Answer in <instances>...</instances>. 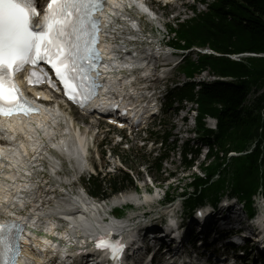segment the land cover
Instances as JSON below:
<instances>
[{"label":"trees","instance_id":"obj_1","mask_svg":"<svg viewBox=\"0 0 264 264\" xmlns=\"http://www.w3.org/2000/svg\"><path fill=\"white\" fill-rule=\"evenodd\" d=\"M202 3L205 10L197 11L194 7L192 16L170 26L173 33L170 43L178 48L207 46L219 55L197 54V61L187 57L180 71L193 77L208 69L232 80L186 82L169 98L168 108L176 100L196 99L200 128L205 114L217 118L213 140L203 138L210 144L209 156L213 160L201 166L204 178L194 175V190L185 198V207L191 209L206 199L214 203L220 193L228 191L244 198L249 209L252 194L264 195V57H244L237 61L227 55L264 54V0H202ZM230 151L248 153L227 160ZM183 161L185 169L192 164L185 154ZM152 167L160 178L159 159L153 161ZM215 174L218 177L212 180ZM91 183L92 193L103 196L102 183L97 179ZM108 183L113 193L133 186L128 174L114 176Z\"/></svg>","mask_w":264,"mask_h":264},{"label":"snow or ice","instance_id":"obj_2","mask_svg":"<svg viewBox=\"0 0 264 264\" xmlns=\"http://www.w3.org/2000/svg\"><path fill=\"white\" fill-rule=\"evenodd\" d=\"M36 3L37 0H0V115L39 111L25 107L29 102L16 84L15 74L27 71L30 84L48 83L55 87L48 69L42 65H50L66 93L77 103L83 104L91 95V90L88 94L77 93L80 85L74 87L71 81L79 77L80 61L93 64L98 55L95 45L99 21L94 13L101 9V0H50L42 19ZM87 79L93 80L91 76ZM78 94L84 99H77ZM17 226L16 221L0 223V251L12 250L13 229ZM96 246L110 249V258L121 264L123 242L98 241Z\"/></svg>","mask_w":264,"mask_h":264},{"label":"bare ground","instance_id":"obj_3","mask_svg":"<svg viewBox=\"0 0 264 264\" xmlns=\"http://www.w3.org/2000/svg\"><path fill=\"white\" fill-rule=\"evenodd\" d=\"M124 4H127L126 0H122ZM108 15L110 20L114 18L125 19L128 15L124 14L121 8L116 10L109 9ZM117 25V24H116ZM117 35H114L112 39L116 42V50L113 52V49L110 52L106 53V61H104V70L106 68L107 72L103 75L106 85H111L114 81L119 79L122 82V87L128 85L129 82L133 80L138 84L139 79L151 73V68L153 63L151 62V55L147 54L143 50H138L134 54L136 58H133L130 53H125L127 51L126 43L128 41V35L126 34L127 23L120 21L117 25ZM119 43V44H118ZM120 58V60H118ZM149 59V61H148ZM128 68H134L139 70L140 73H136L128 70ZM130 71L129 75L124 74V71ZM102 88L101 92L106 91L107 86ZM118 84H116L117 86ZM125 85V86H124ZM114 85V87H116ZM115 94L122 96L124 91L115 90ZM36 124L33 122V118H28L23 123L25 126H28L29 131L24 132L23 138H19L18 144L21 145V152L16 153V148H13L12 151H8L10 158L9 168L12 172L6 173V178L8 180H3L0 182V210L10 209L12 207H17L22 205L26 200L31 199L34 195L29 191L33 186L31 182H26L24 179V169L28 170L33 164V157H40L44 150V143L46 138L53 137L55 134L59 133L60 138L57 143L66 145V154L71 158H80V155L77 153L76 145H84V137L81 133H78L74 129L70 128V123L66 114L58 110L57 108L50 107L49 110L44 113L41 117H37ZM64 123L68 131L67 135L65 131L60 132V124ZM22 124V125H23ZM10 144V149H12L13 144ZM71 145V147H70ZM6 150V148H5ZM85 151V148H83ZM15 154L13 156L12 154ZM78 160V159H77ZM79 162V161H78ZM16 176H22L13 180ZM62 188V186H60ZM64 189V188H63ZM86 193V191H85ZM139 196L134 192L121 193L115 196L111 203L112 204H124L130 203L136 200ZM147 200L150 199V196H144ZM61 203L57 204L55 207L50 208L43 216L33 215L29 222L26 223L35 229H41L44 225H49L52 228L54 225L57 227L60 225V222L56 221L55 218L58 216H64L70 221L66 224L65 230L59 235L64 237L67 234L73 236L74 238L79 237L80 235L90 236L94 231L100 229V215L104 214L105 205L102 203L89 202L81 197V195H70L66 199H61ZM25 240V239H24ZM37 246V243H35ZM42 247V245H39ZM34 255V254H32ZM139 255V254H138ZM35 258L34 256H32ZM38 262L39 260H35Z\"/></svg>","mask_w":264,"mask_h":264},{"label":"rangeland","instance_id":"obj_4","mask_svg":"<svg viewBox=\"0 0 264 264\" xmlns=\"http://www.w3.org/2000/svg\"><path fill=\"white\" fill-rule=\"evenodd\" d=\"M201 0H176L174 5H170L168 7H165L164 9H161L160 7H158L156 13L157 16H163V18H161V23H156V30L159 31L161 30V33H165V29L162 27V22L164 24H166V28L168 27V24L172 23L176 18H178L179 20L187 18L188 16L191 15V7L196 6L197 10H202L204 9V6L200 4ZM157 8V7H156ZM151 26L147 27L146 30L150 31ZM154 31V35H158V32ZM169 62V61H167ZM173 76L175 77L176 81L181 80L182 75L178 72V70H175V72L172 73ZM205 74V73H204ZM200 78H203L200 77ZM68 113V112H67ZM72 112H70L71 114ZM173 111L172 110H165L163 112V114L161 115L160 119H161V123L156 126L154 129L155 130H160V133H163L164 130H170L172 134H175L176 132L179 131V126H180V120L181 117H183L185 115V111H179V113L176 116H173ZM73 118V125H78L79 122L83 121L85 123H88L85 119H81L79 118L78 115L73 114L71 115ZM87 125L92 126V129H94L95 124L93 123H88ZM105 131V128L103 127V130ZM117 132H109V136L108 138L110 140H112L113 138H115V134ZM173 137H170L168 139V143H172L173 142ZM181 141L179 140L177 142V145H180ZM149 149L148 147H141V143H137V141L132 140L129 145H128V149L126 150H122L120 149L118 151L119 154V159L122 161V163L124 164V166L126 167V170L131 172V176L133 178H136V174L138 173L139 176V193L142 194L143 193V185H146V177H145V173H147L148 177H150L152 180L155 181L157 180L160 183V186H164L166 184V180H164L163 178L167 175V172H172L175 173L176 175L174 176V179L171 180L170 182H174L173 185H176V182L180 183V186L177 188V191L175 194L179 193L182 191V188L184 186V183L189 181L188 177H191L192 173H194L195 168H191V170H183V166H182V162L181 159L179 157V155L177 153H171L170 157L163 162V173L161 174L160 178L158 179V175L155 172L154 168L151 165V158H149ZM154 156V155H153ZM106 162V159H103L100 157V160L95 159L94 161H92V164H94V162H96V165L94 164L95 168L98 169L99 165H102L103 162ZM204 159L202 157V155L197 157L196 163L195 164H199L201 162H203ZM140 168H142L144 170L143 173H139L138 170ZM149 168V169H148ZM63 173H65L66 175V179H73L71 177V173L70 172H65L63 171ZM188 176V177H186ZM215 178V177H214ZM183 179V180H182ZM61 181H64L65 178H63V175L60 176L59 178H55L54 179V184L57 185L60 183ZM164 180V181H163ZM81 185L85 188L86 191H90V185H89V181L88 180H81ZM173 185H170V187L172 188ZM170 188V190H172ZM68 189V188H67ZM74 189L78 192L80 191V187L78 186V184L75 185ZM188 191L191 190V187H189L187 189ZM127 192H134L133 188H127L125 190V192L123 193H127ZM161 192V190H160ZM162 193V192H161ZM121 194V193H120ZM117 196V195H116ZM181 200H179L180 203ZM61 203V202H60ZM101 203V202H100ZM178 203V204H179ZM53 208V205L52 207ZM129 207L124 208V211H129ZM161 209V208H160ZM128 214V213H127ZM121 216H124L123 214Z\"/></svg>","mask_w":264,"mask_h":264}]
</instances>
